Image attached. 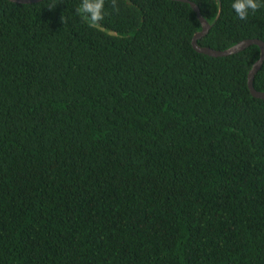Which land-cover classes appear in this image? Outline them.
Listing matches in <instances>:
<instances>
[{
  "label": "trees",
  "instance_id": "16d2710c",
  "mask_svg": "<svg viewBox=\"0 0 264 264\" xmlns=\"http://www.w3.org/2000/svg\"><path fill=\"white\" fill-rule=\"evenodd\" d=\"M189 1L201 47L264 42V0ZM200 31L171 0H0V264H264L261 49Z\"/></svg>",
  "mask_w": 264,
  "mask_h": 264
},
{
  "label": "water",
  "instance_id": "95a60500",
  "mask_svg": "<svg viewBox=\"0 0 264 264\" xmlns=\"http://www.w3.org/2000/svg\"><path fill=\"white\" fill-rule=\"evenodd\" d=\"M9 1L16 4H36L44 0H9ZM171 1L189 4L196 13L198 20L201 22L202 31L198 32L192 40L193 48L198 53L204 54L212 58H225V57L237 55L245 51L246 49L250 48L251 46H258L261 49L260 59L255 63V65L253 66L252 70L249 73L248 87L251 95L254 98L264 100V93L258 92L254 87L255 76L258 74V72L260 71V69L264 64V42L260 40H245L225 51H216L210 48H203L198 44V42L208 35V33L212 28V25L203 17L200 8L195 3L189 0H171Z\"/></svg>",
  "mask_w": 264,
  "mask_h": 264
},
{
  "label": "clouds",
  "instance_id": "9594fccd",
  "mask_svg": "<svg viewBox=\"0 0 264 264\" xmlns=\"http://www.w3.org/2000/svg\"><path fill=\"white\" fill-rule=\"evenodd\" d=\"M258 7L259 6L255 0H235V2L232 4V8L236 11L240 19L247 18L249 8L256 10ZM89 11H91V9H89Z\"/></svg>",
  "mask_w": 264,
  "mask_h": 264
}]
</instances>
